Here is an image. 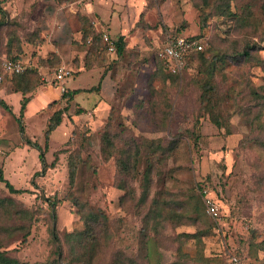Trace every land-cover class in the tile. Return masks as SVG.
<instances>
[{"label":"rangeland","instance_id":"374dc122","mask_svg":"<svg viewBox=\"0 0 264 264\" xmlns=\"http://www.w3.org/2000/svg\"><path fill=\"white\" fill-rule=\"evenodd\" d=\"M90 1L95 4L93 0H0V7L7 11V18L0 12L4 21L0 25V70L7 57L29 59L49 72L66 63L75 70L66 81L67 88L86 89L73 101L61 97L51 106L48 103L62 94L58 87L39 80L41 87L29 93L33 98L23 115L25 135L43 146L49 116L67 106L46 152L51 162L59 151L58 162L45 174H37L42 170L40 150L31 145L20 147L27 144L18 119L24 95L13 90L8 77L0 83V97L11 108L0 104V167L16 187L29 189L13 193L0 179V198L14 197L35 211L28 242L23 243V232L16 231L12 235L16 240L8 245L11 255L38 263L50 257L51 208L44 197L52 196L58 199V227L66 250L70 246L65 233L85 227L75 199L81 201L80 208L90 203L110 217L113 238L101 248L96 264H114L115 254L122 251L144 264L173 260L225 264L231 253L241 255L243 264H264V64L259 63L264 61V0H231V11L244 14L242 18L221 11V0H121L115 8L124 12L120 16L125 17L129 34L121 55L107 52L104 42L89 54L90 42L77 39L84 16L96 31H106L115 39L120 34L113 23L111 30L106 27L98 18L101 13L89 16L84 12L93 13L88 9ZM104 18L109 21V14ZM178 33L201 37L207 57L206 64L198 58L182 75L168 72L156 57L167 37ZM243 48L250 49L251 59L240 55ZM213 58L218 63L214 79L219 97L223 96V127L203 110L200 98L203 69ZM84 106L90 107L86 115L90 126L83 127L85 115L77 117L71 133L69 122ZM109 121L119 141L131 135L139 141H174L169 155L157 154L160 171H156L151 196L162 191L164 201L185 204L201 194L200 184L207 181L222 203L220 219L207 215L217 229L202 239L180 237L181 232L202 228L204 220L179 226L169 223L159 236L151 232L146 246L141 237L146 205L141 210L136 198L142 190L139 181L130 182L135 196L128 194L121 201L125 189L117 185L121 176L116 158L105 161L101 151ZM69 157L77 163L73 186L69 184ZM20 221L13 217L9 223Z\"/></svg>","mask_w":264,"mask_h":264},{"label":"trees","instance_id":"16d2710c","mask_svg":"<svg viewBox=\"0 0 264 264\" xmlns=\"http://www.w3.org/2000/svg\"><path fill=\"white\" fill-rule=\"evenodd\" d=\"M221 2L223 3V9L221 11H226L233 17L242 18L244 16V14H237L236 12L231 11V0H221ZM0 12L2 17L7 18L6 9L0 7ZM1 24H4L2 19H0V25ZM81 31V40L84 42H90V51H88L89 54L90 52L94 53L96 49L102 46V43L104 42L103 31H96V28L86 16L83 17ZM194 36L196 37L197 35ZM115 41L117 44V51L115 52L117 55H121L123 53L122 51L126 48V40L124 36H120L115 39ZM240 55L246 59L252 58L251 51L247 48H243ZM156 57L161 61L163 67L167 69L162 60L157 56V50ZM198 58H201V60H203V64H206L207 57L204 50L196 51L189 56V64L186 69H184L182 73L174 75H182ZM220 60H222V58ZM259 63L264 64V61L261 59ZM217 68L218 63L216 59L213 58V60H211L203 69V78L201 83L202 93L200 98L203 110L211 115L212 120L219 127H223L222 117L220 115L223 96L219 97L220 91L214 79ZM6 77L10 79L14 90L21 91L24 94L20 115L18 116L20 127L21 130L24 131L23 135L25 136L24 139L26 143L35 146L40 150L42 170L37 171V174H45L48 168L56 166L58 162L59 151H55V157L51 162L46 160V152L49 147L51 133L62 122L67 106L57 109L49 117L44 131L45 145L43 146L39 141L33 140L31 137H27L25 135V126L22 121L27 103L32 98V95L29 93L38 88L40 85L39 80L42 82L41 72L34 67L28 66L20 72H8L5 74V78ZM100 86L101 84L99 83L96 88H100ZM93 88L95 87H90L88 90H92ZM81 90V88L68 89L66 92L62 93V98H66L69 101L73 99L76 93ZM0 104H2L6 109H11L10 105L2 97H0ZM82 110L84 109L79 108L78 112H82ZM109 113V117L111 118L113 116L112 111ZM85 122L87 123L82 126L88 128L86 126H90L89 119ZM113 126L114 123H110V121L106 125V129L101 137V151L105 161L113 156L116 158L118 173L121 176L117 185L120 189H125V192L121 196V201H124V199L126 200L128 194L133 197L135 196V188L131 186L130 182L132 180L139 181L142 190L140 196L137 197L136 195V198L138 199L137 204L141 210L146 205L143 215L144 225L141 228V237L146 246L149 244L151 232L154 233L155 236H159V233L163 231L165 226L169 223L172 224V226H179L184 224H197L202 219L204 220L202 228H199L195 232H181L180 237L183 235L188 237L198 236V238L202 239V236L213 231V229H217L215 224L209 223L208 221V213L201 194L196 197L193 196L192 198H189L185 204L182 203V201L180 202L175 199L164 201V198L161 196L162 191H157V195L151 196L154 177L158 174L156 171L159 170L157 168L159 167L161 160V157H157V154L160 153L162 156L166 154L169 155L175 147L174 141H170L168 144L163 143L161 139L144 138L139 141L134 135L126 136L122 138V141H119L117 139L118 137H116V135L112 132L111 128ZM143 145H147L146 147L148 151L146 155L142 154ZM70 158L71 157H69L68 160L69 184L70 186H73L76 178L77 163ZM0 179L5 182L6 186L13 193L29 191V189L16 187L5 177L2 167H0ZM35 184V186H38L37 183ZM44 199L48 202L51 208L49 213L50 220L48 222L49 236L52 243L50 257L46 261L38 263L29 262L17 256L11 255V250H9L8 245L13 240H16V238L12 235L15 234L16 231H22V242H28L29 236L32 232V222L35 218V211L31 210L30 207L22 202H19L14 197L0 198V264H96L101 248L109 245L113 238L110 217L106 211L103 208L95 207L90 203H85L83 208H80L82 206L81 201L75 199V202L80 205L78 210L81 214L85 227L83 229L65 233V240L70 246L68 250H66L58 227V212L56 209L58 199L52 196H45ZM6 208L7 211H4ZM13 217H15L16 220H22L23 223L20 221L17 224H10L9 221ZM119 220L120 222L123 221L122 218H119ZM229 258L230 255L226 257V263ZM113 263L144 264L138 258L126 256L123 251L120 254H115ZM167 264L187 263L173 260Z\"/></svg>","mask_w":264,"mask_h":264},{"label":"built area","instance_id":"2783aa9c","mask_svg":"<svg viewBox=\"0 0 264 264\" xmlns=\"http://www.w3.org/2000/svg\"><path fill=\"white\" fill-rule=\"evenodd\" d=\"M103 41L107 52L116 53L117 44L115 38H112L108 32L103 31ZM204 41L201 37L194 35H184L181 33L171 34L157 49V56L162 60L167 70L173 74L182 73L188 66L189 56L196 51L204 50ZM31 63L17 57H7L2 61V69L0 70V83L5 79L8 72H20ZM74 71L71 67L61 65L52 72L44 74L42 80L55 84L62 92L68 90L66 81L73 76ZM200 193L202 195L206 211L214 219L218 220L222 217V203L218 198L213 186L206 182L200 184ZM226 264H243V257L236 253H231Z\"/></svg>","mask_w":264,"mask_h":264},{"label":"crops","instance_id":"0c3cea01","mask_svg":"<svg viewBox=\"0 0 264 264\" xmlns=\"http://www.w3.org/2000/svg\"><path fill=\"white\" fill-rule=\"evenodd\" d=\"M94 2H95V4H93V2H91L90 1V4H89V6H88V9L89 10H91L93 13H91V12H88V11H84V12H87V14L89 15V16H92V14H93V16H94V14L96 13V12H99V13H101V18L100 17H98L100 20H104V22L107 24L106 25V27H109L110 28V30H111V26H112V23H113V25L114 26H116L117 27V29H119L120 30V34L117 36V38L118 37H120V36H124V38H125V40H128V38H129V34H128V28L126 27L127 25H126V23H125V17L123 18V19H121V14H123L124 12L122 11V9L120 10V11H118L116 8H115V4L116 3H118V2H121V0H93ZM105 10H107L106 12H104ZM102 11V12H101ZM95 12V13H94ZM120 12V13H119ZM105 14V15H104ZM106 14H109V21H106L105 20V16H106ZM103 15H104V17H103ZM96 18V17H95ZM101 21H98V23H100ZM97 23V24H98ZM109 30V31H110ZM111 32V31H110ZM78 35H77V39H81V37H82V31H81V29L79 28V31H78V33H77ZM27 62H29V59H28V61ZM30 63V62H29ZM32 64H34L36 67H34V65H32L34 68H37L40 72H41V74H42V76L44 75V74H47V73H50L49 71H41L39 68H38V64L37 63H32ZM85 64H86V66H87V63L85 62ZM61 65H66V66H68V67H71L70 65H67L66 63H62V64H60V65H57V66H55L54 68H53V70L55 69V68H57L58 66H61ZM32 66H30V67H32ZM72 69H73V67H71ZM93 68V67H92ZM89 69H91V68H89ZM52 70V71H53ZM51 71V72H52ZM73 71H75L74 69H73ZM103 75V74H102ZM107 77V76H106ZM42 78V77H41ZM42 84H47V83H50V82H45V81H43L42 80V82H41ZM51 85H54V86H56L55 84H53V83H50ZM39 88L41 87V84L38 86ZM56 87H58V86H56ZM38 88V89H39ZM59 88V87H58ZM69 89H71L70 87H68ZM79 88H81V87H79ZM82 90L81 91H79L78 93H76V94H79V93H84V92H82V91H85L86 89L85 88H81ZM14 90V89H13ZM59 91H60V93H63L61 90H60V88H59ZM101 92L103 91V89H101L100 90ZM21 92V91H20ZM24 95V94H23ZM62 97V94H60V96L57 98V99H54V100H52L51 102H49L48 103V105L47 106H51V105H53V103L56 101V100H60V98ZM33 98V97H32ZM31 98V99H32ZM75 98V97H74ZM74 98L72 99V101L74 100ZM83 99L85 98H89L88 96H83L82 97ZM30 99V100H31ZM29 100V101H30ZM29 103V102H28ZM27 103V104H28ZM82 105V104H81ZM46 106V107H47ZM83 106V105H82ZM27 107V106H26ZM85 107V106H84ZM96 107V106H95ZM43 109H44V107H43ZM42 109V110H43ZM87 109H90V107H85V109L84 110H82V112H78L77 110V114L76 115H73V118H75V119H72V121H70L69 123H70V130L69 131H71V133H72V130L74 129V127H75V125H74V121H77L76 123H78V119H77V117H79V118H82V116H86L87 115ZM25 110H26V108H25ZM91 111V110H90ZM89 113H91V112H89ZM51 116V115H50ZM49 116V117H50ZM65 119V117L63 116V120ZM90 120V122H91V119H90V117H87L86 116V119H85V121L86 120ZM48 120H49V118H48ZM62 120V121H63ZM58 127V126H57ZM56 127V128H57ZM46 128V127H45ZM55 128V129H56ZM54 129V130H55ZM52 134V133H51ZM71 135V134H70ZM50 138H51V136H50ZM70 138V137H69ZM68 138V139H69ZM67 139V140H68ZM34 140V139H33ZM66 140V141H67ZM30 144H26L25 146H20V147H23L24 149H28V146H29ZM32 146V145H31ZM48 149H49V147H48ZM30 150V149H29ZM48 152V151H47Z\"/></svg>","mask_w":264,"mask_h":264}]
</instances>
